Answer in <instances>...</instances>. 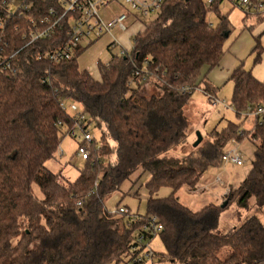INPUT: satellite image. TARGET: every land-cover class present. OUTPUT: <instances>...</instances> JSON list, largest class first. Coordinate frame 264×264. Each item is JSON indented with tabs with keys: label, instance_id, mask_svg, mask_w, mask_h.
<instances>
[{
	"label": "trees",
	"instance_id": "obj_1",
	"mask_svg": "<svg viewBox=\"0 0 264 264\" xmlns=\"http://www.w3.org/2000/svg\"><path fill=\"white\" fill-rule=\"evenodd\" d=\"M4 1L0 52L12 58L10 69H0V264H128L140 252L133 248L141 224L113 214L108 201L127 181L135 185L144 176L143 217H156L163 228L158 236L165 253L155 254L154 264L156 259L171 264L264 262V223L258 216L218 233L221 215L233 203L264 209V122L258 116L251 130L242 128L251 113L264 107V81L241 64L229 79L232 108L241 122L214 128L208 141L182 159L167 157L188 137L185 108L194 91L185 89L195 90L202 68H217L225 56L232 25L219 12L223 0H166L158 17L135 36L130 53L112 54L108 64L98 62L99 80L79 68L90 45L56 64L39 56L66 42L63 31L29 45L23 37L56 0H36L32 10L15 16L7 13ZM210 12L217 14V27L207 20ZM251 17L246 14L244 21ZM263 20L264 12L255 16L257 24ZM253 54L256 66L264 54L258 41ZM204 92L214 95L206 84ZM72 103L86 129L92 123L102 129V141L90 145L78 178L63 182L62 173L51 172L46 163L56 158L67 136L80 145L73 136L80 131L77 121L63 109ZM245 140L255 148L251 170L237 189H230L226 206L208 204L192 211L183 205L177 193L196 192L204 174L222 166L226 147ZM163 188L172 192L158 198ZM225 248L230 255L221 259Z\"/></svg>",
	"mask_w": 264,
	"mask_h": 264
},
{
	"label": "rangeland",
	"instance_id": "obj_2",
	"mask_svg": "<svg viewBox=\"0 0 264 264\" xmlns=\"http://www.w3.org/2000/svg\"><path fill=\"white\" fill-rule=\"evenodd\" d=\"M205 3L210 2V0H204ZM121 11V6L119 4H112L106 10L101 12V17L104 21L108 22L110 20V16L113 14L119 13ZM219 12L223 15H228L229 21L232 25V32L228 38L226 43V47L229 46L230 43L234 41L236 36L241 33L244 26V18L246 16L245 11L238 5L233 2V0H223L219 6ZM264 12L262 10L259 13ZM256 12L251 13V16H255ZM254 26L258 27L261 23L257 24L254 18ZM251 19V20H252ZM207 20L214 27L219 25V21L217 18L216 12H210L207 16ZM143 23H147V20H142ZM252 21L247 22L249 24ZM253 23V22H252ZM132 23H128V29L131 28ZM256 27L251 29L253 31ZM112 36L121 41H125L127 35L120 30H113ZM264 39V34L262 37ZM104 39L95 43L88 51H85L83 55L80 57L79 61H88L90 64L94 63L96 67V62H101L103 64H108L112 59V54L116 55L117 52L111 53L106 48L107 46L103 44ZM85 46V45H84ZM86 47V46H85ZM247 61H252V58H249ZM198 83V82H197ZM199 85V84H198ZM197 85V86H198ZM231 85V84H230ZM228 84L223 88V91H227L230 87ZM152 87L147 88V94L152 95L154 90ZM197 89V87H196ZM194 95L192 96L189 104L185 108V114L190 121V128L188 132L187 139L183 142L181 146L172 150L168 153V158L171 159H182L187 154L194 152L195 148L193 145L198 139L197 133H200L203 136V142L209 140L210 132L215 128H219L222 125L227 124L230 120H236L233 116L232 109L228 110L224 105H214L213 102L208 100V96L206 94H202L201 92L194 91ZM227 92L223 93V99H219L220 101H225V104L231 105V102L228 103L226 101ZM222 97V96H221ZM229 101V99H227ZM231 111V112H230ZM256 118V117H255ZM254 118H250L247 122L246 129H252L254 124ZM227 126V125H226ZM90 133L94 136L96 143L100 144L102 141V129L98 128L95 123H92L89 126ZM206 136V137H205ZM233 144H238L235 141L230 143L231 146ZM227 146V147H228ZM237 149L240 152L243 160V166H232L227 167L222 164V166L210 168L203 176L201 181L200 188H203L204 191H196L189 192L187 189H181L177 193V197L180 202L186 207L190 208L192 211H199L204 207V202L207 200H211V203L216 204L218 206H222L228 195L230 189H237L241 182L246 178L248 173L251 170V164L254 159V146L249 140H245L241 144L237 145ZM226 147V148H227ZM78 149V141L71 136H67L62 142L60 152L57 154L56 158L51 159L46 163V167L51 172H61L63 176V182H73L75 181L80 171L85 166V161L80 158L77 154ZM62 153V154H61ZM115 156H113V159ZM146 176H144V180ZM217 178H220L224 184L216 182ZM141 181L137 184L133 185V180L127 181L123 187L121 192L117 193L120 198L122 197V202L120 206L127 208L128 210H132L133 213L144 216L146 214L147 207V197L144 196V192L146 191L144 187L141 188V191L137 196H135V187L139 185ZM34 193L39 197L43 198V193L40 191V188L37 185L33 186ZM171 190L168 188H163L158 193V198H165L171 194ZM223 199V201H222ZM114 201L111 200L108 202V206L110 209L114 207ZM250 216H258L260 220L264 223V209L256 210L254 209H241L236 203H233L229 206L221 215L220 226L218 233L225 234L230 229L239 226L246 218ZM151 250L157 255L165 253L164 245L162 244L161 238L156 236L152 242L150 243ZM230 255L229 248H225L220 253L221 259H226ZM160 261V260H159ZM155 264H171L169 262H158L155 260Z\"/></svg>",
	"mask_w": 264,
	"mask_h": 264
},
{
	"label": "built area",
	"instance_id": "obj_3",
	"mask_svg": "<svg viewBox=\"0 0 264 264\" xmlns=\"http://www.w3.org/2000/svg\"><path fill=\"white\" fill-rule=\"evenodd\" d=\"M36 0H5L7 13L9 15H23L32 10ZM213 0H210L211 3ZM166 0H56L47 10L45 17L35 22L33 28L26 29L23 37L28 40V45L40 39L54 37L58 32H64L66 42L57 46L55 49L46 51L39 56V59H45L56 64L63 61H70L76 52L83 48V44L91 45L93 42L111 33L112 30L118 29L127 32L129 21H134L140 26L146 27L148 23L158 17ZM236 5L240 6L246 14L253 12L259 13L264 10V0H233ZM112 4H119L121 11L110 16L108 22L101 17V12L106 10ZM142 20H147L143 23ZM4 29L3 23L0 21V30ZM16 30L19 27L15 28ZM136 33L133 35L135 38ZM133 38V42H134ZM112 48H119L118 55L124 56L131 50L124 48L117 40L112 43ZM12 57L3 58L0 52V69H10V61ZM193 87L185 89L184 93L192 94ZM208 95V94H207ZM210 97V95H209ZM212 99V97H210ZM215 103H220L229 107L225 102L212 99ZM233 109L232 107H229ZM66 112H71L77 121L79 132L73 131V136L77 137L80 145L77 154L82 160L89 157V147L95 140L94 136L86 129L84 125V116L77 104L63 105ZM264 114V107L259 106L250 116L258 117ZM79 134V135H77ZM237 145L233 144L224 151L222 160L224 166H243L244 160L237 149ZM62 154V153H61ZM217 182L222 183L220 178ZM197 191V190H196ZM201 191V190H200ZM199 192V191H198ZM229 192V191H228ZM81 203H78L80 206ZM115 215H126L129 221L139 223L140 230L135 235V248L133 251L139 250L138 255L131 258L128 264H154L155 253L150 248L152 240L162 232V226L158 219L154 216L145 219L143 216L134 214L127 208L114 205L111 209Z\"/></svg>",
	"mask_w": 264,
	"mask_h": 264
},
{
	"label": "crops",
	"instance_id": "obj_4",
	"mask_svg": "<svg viewBox=\"0 0 264 264\" xmlns=\"http://www.w3.org/2000/svg\"><path fill=\"white\" fill-rule=\"evenodd\" d=\"M255 16H252L254 18V20H255ZM252 17L250 19H248L247 21H244V26H243V29H242L241 33L236 36L234 41L232 43H230L228 47H226V43H227L228 40L226 41V43H225V56L223 57V60L221 61L220 65L217 68H215V69H210L208 66H204L202 68L200 79L198 80V83L196 84V87H197L196 92L198 90V92H201L202 94H206L207 95V93L204 92V87H205V84H206V85H209L211 90L214 92V95L210 96V97H212V99H216V100L220 101L219 99H223V93L227 92V94H225V95H227V96H225L226 97L225 99H226V101L228 103H230L231 99H232V94H233V88L234 87H233V84L230 82L229 79H230L231 74L241 64H243L247 70H251L252 73H253V76L257 80L264 81V54L262 56L261 63L256 65V66H254L251 61H247L249 58H252V61H254L255 54H253V51L257 47V41L259 42L260 47L264 49V39L261 38L262 35L264 34V20L261 22V24L258 27H256V26H254V21H253ZM249 21H252L253 23L250 22L249 24H247V22H249ZM129 23H132L131 24V28H134V29H132V30L130 29V31L128 30L127 32H125L127 37L125 38V41H123L122 43H121V41L115 39L112 36V33H110V34L100 38L99 40L93 42L88 47V49L91 48L98 41H100V40L102 41L104 39L103 44L107 46L106 47L107 49L109 48V46L112 47V43H113L114 40H117L120 43V45H122L124 48H126L128 50H131L132 47H133V43H134L133 42V38H134L133 35L135 33L137 35L138 33L144 31L145 27H144V25L140 26L136 22L134 23V21H132V20L129 21ZM254 27H256V28L253 31H250L251 29L248 30L249 28L253 29ZM84 45L87 46L86 43H84L83 46ZM88 49L86 51H88ZM115 51L118 53L119 52V48L115 49ZM79 60H80V58H79ZM79 60H78V63H79V68L81 70L88 71L93 76V78L96 79V80L100 79V74H99V71H98V62L99 61L96 62V67H95L94 66L95 62L93 63V66H92V63L90 64L88 61H79ZM228 84L229 85L231 84L229 89L227 91L222 92L223 88H225V86H227ZM209 95L210 94L207 95L208 96V100L210 102H213L214 105L219 106L218 104H220V103H215V101L212 100L209 97ZM227 99H229V101ZM220 102H222V101H220ZM223 102H225V101H223ZM228 106L232 107V104L228 105ZM229 107H227L228 110L231 109ZM232 113H233V116L235 117L236 120L235 121L234 120L233 121L230 120V121L227 122V124L230 123V122L240 123L241 119L237 118L234 109H232ZM250 118H254L253 119L254 120L253 127L255 126L256 118L254 116H249L247 118V120L245 121L243 127H242L244 130H249V129H246V125H247V122H248V120ZM260 121L264 122V114L262 116H260ZM227 124L222 125L220 128L218 126V128L220 130L224 129ZM237 145H239V144H237ZM193 147H194V145H193ZM228 148H229V146L226 149H228ZM147 178H148V176H146L144 180H141L139 185H136L135 194L136 193L137 194L135 196H137L139 194V192L141 191V188L144 187V182L147 180ZM216 182H217V180H216ZM200 184L197 187V191L201 190V192H202L204 190H203V188H200V186H201ZM223 184H224V182L222 181L221 185H223ZM144 196H146L147 199H148L147 191L144 192ZM111 200L114 201V203H115L114 205H116V204L120 205V203L122 202V197L120 198L119 195H115L111 199H109V201H111ZM222 201H223V199H222ZM208 204H213V203H211V200H207V201L204 202V207L206 205H208ZM130 211L132 212L131 209H130ZM259 264H264V262L259 263Z\"/></svg>",
	"mask_w": 264,
	"mask_h": 264
},
{
	"label": "water",
	"instance_id": "obj_5",
	"mask_svg": "<svg viewBox=\"0 0 264 264\" xmlns=\"http://www.w3.org/2000/svg\"><path fill=\"white\" fill-rule=\"evenodd\" d=\"M197 135H198V139H197V141L195 142V144H194V147H197V146H199L202 142H203V137H202V135L200 134V133H197ZM226 202L221 206V208H224L225 206H226Z\"/></svg>",
	"mask_w": 264,
	"mask_h": 264
},
{
	"label": "bare ground",
	"instance_id": "obj_6",
	"mask_svg": "<svg viewBox=\"0 0 264 264\" xmlns=\"http://www.w3.org/2000/svg\"><path fill=\"white\" fill-rule=\"evenodd\" d=\"M91 152V151H90Z\"/></svg>",
	"mask_w": 264,
	"mask_h": 264
}]
</instances>
